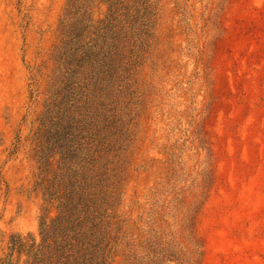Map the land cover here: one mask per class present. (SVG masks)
Instances as JSON below:
<instances>
[{"label":"rangeland","instance_id":"rangeland-1","mask_svg":"<svg viewBox=\"0 0 264 264\" xmlns=\"http://www.w3.org/2000/svg\"><path fill=\"white\" fill-rule=\"evenodd\" d=\"M64 3L0 0V257L12 234L38 232L42 200L23 140ZM161 3L160 41L137 77L130 217L183 252L201 227L202 264H264V0Z\"/></svg>","mask_w":264,"mask_h":264},{"label":"trees","instance_id":"trees-1","mask_svg":"<svg viewBox=\"0 0 264 264\" xmlns=\"http://www.w3.org/2000/svg\"><path fill=\"white\" fill-rule=\"evenodd\" d=\"M161 2L65 0L44 90L30 93L32 103L42 95L40 110L23 140L42 200L38 232L12 234L0 264H202L201 227L192 231L195 249L183 252L146 221L136 226L126 199L137 77L160 41Z\"/></svg>","mask_w":264,"mask_h":264}]
</instances>
